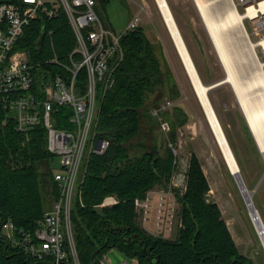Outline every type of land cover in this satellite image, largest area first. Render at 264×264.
I'll return each instance as SVG.
<instances>
[{
  "label": "trees",
  "instance_id": "obj_1",
  "mask_svg": "<svg viewBox=\"0 0 264 264\" xmlns=\"http://www.w3.org/2000/svg\"><path fill=\"white\" fill-rule=\"evenodd\" d=\"M108 2L97 0V5L106 6ZM43 33L46 35L41 44ZM120 43L123 58L114 59L115 80L105 93H99L98 116L93 126L97 139H106L109 145L103 153H87L80 192L72 210L81 264H101L112 249L136 260V264H257L240 251L219 204L208 198L210 182L194 152L186 171L185 189H173L181 221L175 237L154 235L138 221L135 200L145 199L157 185H168L177 168L172 147L162 152L153 138L150 145L143 135L145 120L161 129L159 118L151 113L161 97L150 98L172 82V75L164 69L142 27L125 30ZM76 46V35L67 14L60 10L51 18L46 15L34 18L14 51H26L32 64H43L55 74L61 71L62 63L68 62ZM54 57L58 63L48 62ZM78 80L85 87V70ZM169 92L177 94L175 90ZM180 111L171 114L172 121L168 111L163 113L171 124L173 143L178 126L184 123L178 116ZM70 115L69 106L56 107V126L72 128ZM230 144L239 163L231 140ZM55 156L48 149V130L44 124L34 126L28 133L18 131L16 121L0 106L1 221L11 219L31 230L36 227L59 193L54 179L59 170L53 165ZM108 195H115L118 202L101 206ZM22 259L18 251L0 240V264Z\"/></svg>",
  "mask_w": 264,
  "mask_h": 264
},
{
  "label": "rangeland",
  "instance_id": "obj_2",
  "mask_svg": "<svg viewBox=\"0 0 264 264\" xmlns=\"http://www.w3.org/2000/svg\"><path fill=\"white\" fill-rule=\"evenodd\" d=\"M167 1L203 82L210 85L226 78V66L220 59L218 49L195 0ZM203 1L207 4L209 14L218 21L224 18L227 10L234 8L230 0ZM97 9L105 26L118 33L126 30L134 16L140 17L139 26L145 30L152 42L164 69L172 75V82L163 85L162 89L160 88L162 91H157L150 100L159 96L161 97L159 104L166 100L172 101V106L167 110L169 120L174 111L181 110L178 116L181 121H184L176 130L175 143L171 142V130L165 133L158 124L154 123L150 126L146 120L143 122L145 142L152 145L150 138H153L156 147L162 152L168 146L172 147L177 157V168L168 185H157L148 193L151 199L148 221L146 224L143 222L142 214L139 215L138 221L154 235L166 238L175 237L181 221L180 205L173 189H185L186 171L191 154L194 152L200 158L210 182L211 189L208 198L219 204L240 251L251 257L257 264H264V235L253 218L235 175L231 172L157 1L109 0L106 6L98 4ZM220 38L235 77L242 85H248L262 74L260 61L264 60V49L261 46H255V37L252 36V42H250L246 33L240 26H237L236 28H222ZM172 90H175L177 94H171L172 92L169 91ZM244 92L256 99L259 89L246 88ZM209 96L229 142L230 140L233 142L238 153L240 174L248 189L253 191L252 200L264 224V158L250 130L238 96L230 82L210 89ZM98 109L99 100L97 112ZM92 136L91 134V138ZM89 148L90 144L87 146V149ZM84 162L85 159L82 169ZM53 165L61 169L60 156L54 157ZM54 201L48 204L49 210L53 208ZM103 259L106 264H122L123 262L136 264V260L127 258L116 249L106 253L101 261Z\"/></svg>",
  "mask_w": 264,
  "mask_h": 264
},
{
  "label": "built area",
  "instance_id": "obj_3",
  "mask_svg": "<svg viewBox=\"0 0 264 264\" xmlns=\"http://www.w3.org/2000/svg\"><path fill=\"white\" fill-rule=\"evenodd\" d=\"M241 16L240 27L255 46L264 49V0H230ZM60 10L67 14L77 39V46L61 71L52 74L43 64H32L26 51H14L25 28L38 15L54 17ZM134 16L127 29L139 26ZM105 26L97 9V0H5L0 1V106L16 121V129L28 133L44 124L48 130V149L60 156L61 169L55 173L58 196L52 209L37 221L34 229L17 225L11 219L0 220V240L22 255L13 264H81L72 222L74 199L80 192L82 163L87 153H103L109 141L97 139L92 132L97 116L99 93L106 92L114 82V59L123 58L121 37ZM80 57L76 58L75 55ZM48 62L58 63L54 57ZM264 72V60L260 61ZM86 71L85 87L79 74ZM166 100L151 108L165 133L171 130L163 113L172 106ZM69 106L72 128L56 126L54 110ZM91 134L93 135L91 138ZM88 144L90 148L87 149ZM149 194L135 200L139 215L146 224L149 218ZM118 202L108 195L101 206ZM143 211V213H142ZM102 264H106L103 259ZM122 264H129L123 262Z\"/></svg>",
  "mask_w": 264,
  "mask_h": 264
},
{
  "label": "bare ground",
  "instance_id": "obj_4",
  "mask_svg": "<svg viewBox=\"0 0 264 264\" xmlns=\"http://www.w3.org/2000/svg\"><path fill=\"white\" fill-rule=\"evenodd\" d=\"M159 8L163 14L166 25L170 31L172 39L176 45L178 53L185 65L187 73L193 83L197 96L205 109V113L210 122V125L217 137V140L221 146V149L224 153L226 161L229 164V167L232 171H237L240 169V165L237 161L235 154L232 155V147L227 138V142L223 139V135L227 137L224 128H220V126L216 123L212 108L215 110L214 105L210 99L209 92H207V86L200 77L194 59L191 55V52L187 46V43L180 31L179 25L175 19V16L172 12V9L167 0H156ZM202 16L205 21L206 27L210 33L212 40L218 52L220 54V59L224 63L227 69L226 82H230L238 96L240 105L247 117L248 124L258 142V145L261 151H264V72L262 70V74L257 77L255 80L251 81L248 85H242L235 77L234 70L230 66V62L228 60L226 50L220 38V33L222 28H236L240 26L241 16L238 14L235 8L227 10L224 18L220 21L214 19L208 11L207 4L203 0H195ZM264 44V41H263ZM246 88H255L259 89L257 98H252L245 94L244 90ZM216 112V110H215ZM217 114V113H216ZM218 116V115H217ZM219 118V117H218ZM221 122V121H220ZM234 152V151H233ZM242 170V169H241ZM236 179L241 185L242 193L248 202L252 201L253 191H250L247 185L242 180L240 173L235 174ZM251 210L254 209L253 204L250 205ZM254 211V210H253ZM253 218L257 223V226L260 228L261 233L264 235V224L261 221L258 212H253Z\"/></svg>",
  "mask_w": 264,
  "mask_h": 264
},
{
  "label": "water",
  "instance_id": "obj_5",
  "mask_svg": "<svg viewBox=\"0 0 264 264\" xmlns=\"http://www.w3.org/2000/svg\"><path fill=\"white\" fill-rule=\"evenodd\" d=\"M45 35H46V33H43L42 34V36H41V39H40V43L42 44L43 43V41H44V38H45ZM226 82V78H224V79H222V80H220V81H218V82H215V83H213V84H210V85H208L207 86V92H209V90L210 89H212V88H214V87H216V86H218V85H220V84H222V83H225ZM212 115H213V117H214V119H215V121H216V123L220 126V128H222V124H221V122H220V119L218 118V116H217V114H216V112H215V110L212 108ZM246 116V115H245ZM246 119H247V117H246ZM248 121V120H247ZM250 130H251V128H250ZM252 131V130H251ZM252 134H253V132H252ZM223 135V139L227 142V137H225V135L224 134H222ZM253 136H254V134H253ZM255 137V136H254ZM255 140H256V138H255ZM100 141H102V139H100ZM256 142H257V140H256ZM227 144H228V147H230L229 146V143L227 142ZM257 144H258V142H257ZM259 146V145H258ZM259 149H260V147H259ZM260 151H261V149H260ZM233 151H232V155H233ZM261 153H262V155H263V158H264V151H261ZM228 163V162H227ZM231 169V168H230ZM231 172L235 175L236 173H240V169H238L237 171H232L231 170ZM241 175V174H240ZM242 177V176H241ZM264 177V176H263ZM243 180V179H242ZM238 181V180H237ZM239 183V182H238ZM240 185V184H239ZM241 186V185H240ZM246 201H247V199H246ZM247 204H248V206H249V208H250V205L251 204H253V207H254V211L253 210H251V208H250V210H251V213H252V215H253V212H257V209L255 208V205H254V202H253V200L251 201V202H248L247 201Z\"/></svg>",
  "mask_w": 264,
  "mask_h": 264
}]
</instances>
